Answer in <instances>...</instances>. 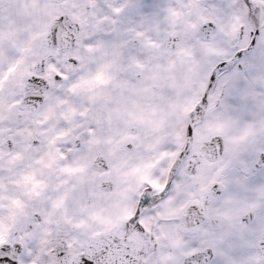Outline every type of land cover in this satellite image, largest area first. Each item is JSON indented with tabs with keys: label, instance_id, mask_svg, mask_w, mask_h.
<instances>
[{
	"label": "snow or ice",
	"instance_id": "6c2138e0",
	"mask_svg": "<svg viewBox=\"0 0 264 264\" xmlns=\"http://www.w3.org/2000/svg\"><path fill=\"white\" fill-rule=\"evenodd\" d=\"M0 264H264V0H0Z\"/></svg>",
	"mask_w": 264,
	"mask_h": 264
}]
</instances>
